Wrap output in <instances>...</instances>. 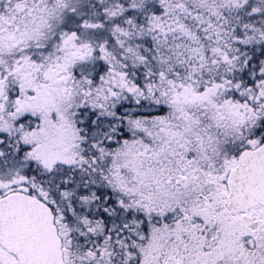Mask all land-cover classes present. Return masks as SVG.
<instances>
[{
  "label": "snow or ice",
  "instance_id": "1",
  "mask_svg": "<svg viewBox=\"0 0 264 264\" xmlns=\"http://www.w3.org/2000/svg\"><path fill=\"white\" fill-rule=\"evenodd\" d=\"M0 264H264V0H0Z\"/></svg>",
  "mask_w": 264,
  "mask_h": 264
}]
</instances>
